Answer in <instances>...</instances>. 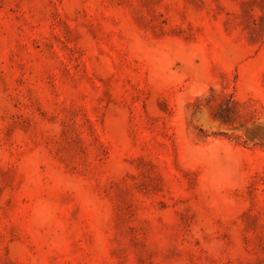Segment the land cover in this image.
Here are the masks:
<instances>
[{"label": "rangeland", "instance_id": "374dc122", "mask_svg": "<svg viewBox=\"0 0 264 264\" xmlns=\"http://www.w3.org/2000/svg\"><path fill=\"white\" fill-rule=\"evenodd\" d=\"M0 264H264V0H0Z\"/></svg>", "mask_w": 264, "mask_h": 264}]
</instances>
